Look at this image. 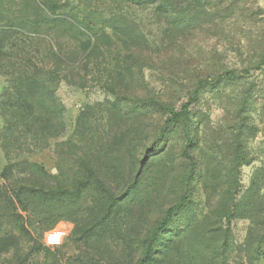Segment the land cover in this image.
Returning <instances> with one entry per match:
<instances>
[{
  "label": "rangeland",
  "instance_id": "374dc122",
  "mask_svg": "<svg viewBox=\"0 0 264 264\" xmlns=\"http://www.w3.org/2000/svg\"><path fill=\"white\" fill-rule=\"evenodd\" d=\"M21 1L0 0V29L20 11L34 15ZM111 1L65 0L97 19L120 13ZM238 4L248 9L244 15L257 8L263 18L244 25L239 15L198 9L176 36L148 10L123 6L143 33L129 38L133 53L102 48L82 86L56 84L55 108L42 112L44 120L0 137V264H135L155 223L187 189L165 233H179L164 241L172 243L166 264H264V74L251 70L218 89L197 90L189 126L194 162L183 151L182 125L157 140L163 113L136 99L155 94L178 107L198 81L251 66L264 50V0ZM183 8L184 18L195 11ZM16 42L7 39L0 49V99L23 70ZM105 82L121 93L116 107L105 103L113 99ZM5 124L0 113V129ZM19 187L64 192L62 199L20 198ZM55 229L67 234L48 246L44 235Z\"/></svg>",
  "mask_w": 264,
  "mask_h": 264
},
{
  "label": "trees",
  "instance_id": "16d2710c",
  "mask_svg": "<svg viewBox=\"0 0 264 264\" xmlns=\"http://www.w3.org/2000/svg\"><path fill=\"white\" fill-rule=\"evenodd\" d=\"M28 1L35 9L34 15L29 16L26 12L20 11L6 27L0 29V49L4 48L7 39L15 38L16 46H20V43L23 46L24 61L23 70L19 72V76L15 77L13 84L1 93L0 113L6 124L3 129H0V137L6 134L12 135V132L19 130L21 125L38 124L44 120L40 118L42 112L46 114L47 111L55 108L56 84L65 81L71 85L82 86L90 70L99 65L97 54L102 48H109L107 54H110L113 49H116L117 53H121V49L124 55L133 53L129 38H142L143 33L141 29H138L136 19L122 13L123 6L135 7L138 11L148 10L154 24H161L165 32L173 33L175 36L182 27L194 23L198 9H203L204 14L213 12L227 14L223 18L239 15L243 21L247 20L244 25H248V18L254 15L263 18V13L257 8L244 15V11L248 12V9H244L245 6L241 4L237 5V0H112V4L115 5L114 10L118 9L116 11L120 13L112 12L113 15L107 19H97L87 13L86 9L81 8L80 3L69 4L65 0H22L21 5ZM235 6H239L240 9L234 10ZM183 7L195 11L190 14L191 16L187 15L184 18L182 13L185 9ZM219 19L222 18L218 17ZM260 20L264 21V19ZM261 30L263 34L264 28L262 27ZM161 44L164 43L161 42ZM262 44L264 47V42ZM26 46L32 47L35 55L30 50H26ZM109 61L111 62L112 59ZM251 70L264 74V50L255 57V60L253 59L252 65L247 68L227 69L216 78L198 81L193 94L178 107L166 103L155 94L149 98L136 99L142 106L157 109L163 113V125L157 132V140H162L176 126L182 125L185 138L183 151L188 160L194 162L195 157L191 149L193 141L189 126L198 106L197 90L209 87L218 89L222 82H236L243 76L249 77ZM102 86L113 97L111 100L107 99L105 103L113 107L118 106L121 93L115 91L108 82L103 83ZM247 101L245 99L243 104L247 105ZM245 162H248L246 158ZM93 179V182L98 184V180ZM24 191L19 187L15 195L23 198L24 195L30 193L34 198L62 199L64 192L43 191L42 189L27 190L26 188ZM188 193L187 189L180 201L169 206L164 216L155 223L135 264H166V259L172 251V243L164 241L167 239L172 242V238L177 237L179 233L170 232V237L166 238L165 233L182 212V208L188 201ZM230 210L227 215L228 219L235 216L234 208Z\"/></svg>",
  "mask_w": 264,
  "mask_h": 264
},
{
  "label": "built area",
  "instance_id": "2783aa9c",
  "mask_svg": "<svg viewBox=\"0 0 264 264\" xmlns=\"http://www.w3.org/2000/svg\"><path fill=\"white\" fill-rule=\"evenodd\" d=\"M65 229L49 230L44 235V242L48 246H55L60 244L62 239L66 236Z\"/></svg>",
  "mask_w": 264,
  "mask_h": 264
}]
</instances>
